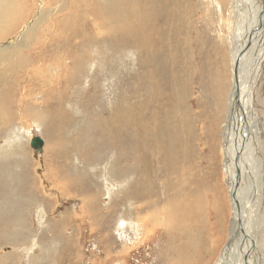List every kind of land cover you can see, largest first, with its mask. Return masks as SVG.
<instances>
[{
	"label": "rangeland",
	"instance_id": "obj_1",
	"mask_svg": "<svg viewBox=\"0 0 264 264\" xmlns=\"http://www.w3.org/2000/svg\"><path fill=\"white\" fill-rule=\"evenodd\" d=\"M229 1L161 0L150 22L145 0L0 4V48L9 54L5 59L0 50V264H164V249L174 245L162 214L173 223L170 203L186 181L198 185L182 195L188 204L217 183L220 197L213 200L231 224L223 151L234 77ZM251 79L247 94L262 119V156L264 61ZM183 113L186 128H177ZM34 135L45 140L39 158L30 145ZM259 171L264 187V167ZM260 202L253 233L263 248L264 189ZM133 222L145 224L140 234ZM219 242V252L204 251L203 262L215 264L226 244ZM185 256L181 264H196L192 250Z\"/></svg>",
	"mask_w": 264,
	"mask_h": 264
},
{
	"label": "bare ground",
	"instance_id": "obj_2",
	"mask_svg": "<svg viewBox=\"0 0 264 264\" xmlns=\"http://www.w3.org/2000/svg\"><path fill=\"white\" fill-rule=\"evenodd\" d=\"M6 1L7 0H0V4H2L3 2H6ZM135 1H138V3H140L141 0H135ZM179 1L181 2V0H179ZM155 4L161 5V0H145V5H146V9H147V12L145 15L146 22L151 21V17H152L151 10ZM229 5H230V10H229L228 19H230V22H228V27H229V39L231 40V57H232L233 76L234 77H233V81H232V84H233L232 91L230 93V97L228 100L229 107H228V112H227L226 124H225L224 130H223V151H224L225 165L227 168L226 169L227 179H228L227 184H228V189H229V198L231 200L230 204H231L232 212L231 211L230 212L233 216L232 221H231V224H229V218H228V220L226 217L223 218V215H222L223 206H222V204H217L216 201L213 200V199L218 200L220 197V192L218 190V184L217 183L213 184V186L211 187L210 190L212 193H206V194L203 193L206 196L200 195L201 201H199V203H198V198H196V196H194V201H192V203H190L191 205L188 204L186 200L182 199V195L187 196L190 193V192H188V191H190L189 189L198 191V185L194 184V186H191L190 184L186 183L187 181L185 182L186 185H185V183H182L181 184L182 185V194H180V193L177 194L178 195L176 197L177 201H175V203L171 202V201H174V199L170 196L171 197V199H170L171 200L170 201L171 202L170 203L171 204V211H170V209H168V212L170 211V213L172 214V216H171V214H170V216L172 217L173 220L170 219V221L172 220L173 223L167 221V214H162V218L165 219L164 221H166V223H167V230H170L168 232L169 240H167V239L166 240L169 242L172 241V244L175 246L174 247L172 245L173 247H168V248H170L169 252H168V250L164 249L165 252L163 254V259L166 262L164 264H181V261L183 259L187 258V256H185V255L187 253H189L190 250H192L193 258L195 257V259L197 260L196 264H198V262L200 264H207L206 262L202 261L203 258L204 259L206 258V256H203V252L205 251V253H209V255L212 252H214V254L216 252H219L217 250L218 246H216L218 241H220L219 243H222V242L224 243V241H226V244H224L225 246L223 248H221L222 249L221 254L218 257V260L215 262V264H263L264 263L263 262V257H264L263 248L264 247L262 248L255 241L256 239H254V236L256 237V235L253 233V231L256 229V226L258 225L259 221L261 220V215L263 214L259 208L260 205L262 204V202H260V193H261L262 189H264L263 185L260 184V181H259L260 180L259 168L264 167V155L260 156L261 154H259L258 148H257L258 135H259L260 140H261V138H263L262 135H260L261 133L258 134V125L260 123H262V119H260L258 117L259 114L257 115V113L254 111V107H251L250 100L252 99V96L247 94V91L250 87L249 84L252 80L251 78L253 76V72L259 71V68L264 61V0H231V1H229ZM179 7H180V5H179ZM181 9H182V7H181ZM159 17H160V15H159ZM111 21H112V19H111ZM66 36L68 37L69 34H66ZM55 39H56V37H53L52 40L54 41ZM66 41L68 42L70 40H66ZM249 41L251 42L250 46L245 50V52L242 55V59H241V62L239 65V70H238V77L236 78L235 71H234L235 60L238 56V53L245 48V45ZM2 49H4V50H2ZM204 49H205V47H204ZM0 50L7 54L6 56H4L5 59H6V57L8 58L9 54H8V51H6L7 48L5 50V47L2 46L0 48ZM35 53L37 55V58L41 57L40 53H38V52H35ZM155 60H157V59H155ZM159 61H160V57H159ZM181 74H183V73H181ZM187 76L188 75H186V77ZM255 76H254V78H255ZM183 80H184V78H183ZM178 81H180V79ZM185 86H187V85H185ZM185 86L182 88L185 89L186 88ZM235 88L239 90V96H237V94L235 93ZM178 92H180V91H178ZM180 93H178V94H180ZM179 96L181 97V94ZM53 98H55V97H53ZM178 99H179L180 103H182V104L184 103V100H182L181 98H178ZM180 106H182V105H180ZM130 114H132V113H130ZM143 114L144 113H142V115ZM184 114L185 113H183L181 115L182 119L178 120V118L176 117L177 123L175 122L174 126H177V128H179V127L182 129L186 128V126H185L186 121H185ZM230 114H231V116H230ZM146 116H148V115H146ZM133 118H130V119L133 120ZM142 118H145V116H143ZM153 118H152V120H153ZM241 118H243L242 121H240ZM138 119H139L138 122L141 126H143V129L144 130L148 129V128H146L145 121H143L141 118H138ZM181 120H182V123H181ZM128 121H130V120H128ZM135 121H136V119H135ZM130 123L131 122H129L128 124L130 125ZM134 123H135V126H137L136 125L137 123L136 122H134ZM152 124H154V123H152ZM131 126H133V125H131ZM147 126H148V123H147ZM128 128L129 127H127V130H128ZM131 128L134 131L133 127H131ZM255 128H257V130L254 133ZM143 129H142V131H143ZM182 129H177V131L181 133ZM132 130L130 132H132ZM162 130H164V129H162ZM184 131L186 132V130H184ZM134 132L138 133L139 131H134ZM158 132H159V129H158ZM165 132L164 133L167 134V131H165ZM137 138H139V137H137ZM129 139H133V138H129ZM145 139H147V138H145ZM136 141H138V139ZM143 141H144V139H143ZM152 141H153V139H152ZM152 141L150 140V143ZM131 142H133V141H131ZM137 143H139V142H137ZM147 143H149V142H147ZM134 144H136V143H134ZM184 144H185V142H184ZM136 145H135V147H137ZM145 145H147V144H145ZM156 145H158V144H156ZM130 146H131V144H130ZM130 146H129V148H130ZM150 146H151V144H150ZM148 147H149V145H148ZM166 147L169 148L168 145ZM239 147H242V151L240 152L239 156L237 157V159H238L237 166H238L239 171H240V175L237 177L236 176V164L234 162V159H235V154H236ZM134 148H133V150H134ZM145 148L146 147L144 146V148H143L144 151L147 150ZM154 148H155V146H154ZM151 149H152V147H151ZM183 151H184V147H183ZM189 151H190V149H189ZM136 152H137V150H136ZM148 152H150V149ZM140 154H141V152H140ZM142 154H143V151H142ZM148 154L146 153V155H148ZM167 154H168V152H167ZM184 154H185V152H184ZM188 155H189V153H188ZM133 159H134V156H133ZM138 160H140V159H138ZM145 161H146V159H145ZM131 164L133 165L134 162H132ZM137 164L139 165V163H137ZM144 164L148 165V163H146V162ZM165 166H166V164H165ZM140 170H142V169L140 168ZM135 172L136 171H134V174L130 175V176L128 174L129 178L132 179V182H134L133 180H135V179L138 180V178H137L138 174L136 173L137 176H134ZM185 173H187V172H185ZM185 173L183 172V177L186 176ZM124 175H123V177H124ZM140 175H142V174H140ZM143 175L145 176V174H143ZM159 178H160V176H159ZM183 180H185V179L183 178ZM149 181H150L149 179L145 178L144 182H145V185L148 187H149ZM235 184L237 185L236 190H234ZM151 185H152V181H151ZM183 185H185V186H183ZM141 186H139V187H141ZM206 187L208 188V186H206ZM147 189L148 188L146 187L145 192L149 193L148 195L152 194V190H147ZM137 190H139V188H137ZM233 191H235V193ZM133 193H137L136 190L133 191ZM250 194H253V195L250 197ZM209 195H210V200H208ZM130 196H131V194H130ZM213 196H214V198H213ZM132 197H133V194H132ZM211 197H212V199H211ZM134 199H135V197H134ZM184 199H185V197H184ZM161 201H162L161 199H158L156 201H149V202H151L152 204L157 202V204H159ZM205 201H206V203L208 201L207 206H210V207H208L210 210L209 209L207 211L204 210L203 204L205 203ZM200 203H202V211L199 210L201 207ZM228 212H229V210H228ZM133 215H136V214H133ZM137 215H139V214H137ZM168 216H169V214H168ZM188 216L190 217V219L193 220V223H191V224L189 223L191 226L190 228H188V224L185 225L186 221H188ZM184 221H185V224H184ZM155 224L156 223H154V225ZM133 225H134L135 230H137L138 234H140L139 231L142 229V227H140V226L145 225V224L133 222ZM228 225H229V232L227 230ZM19 230H20V228H19ZM145 232H144V234H145ZM227 232L229 234V237L227 236ZM17 233H18V231H17ZM9 234H10V232H9ZM15 235H17V234H15ZM189 235H190V237H189ZM134 236L133 237L136 240L139 238L137 236V233L134 234ZM213 236H215V238H213ZM226 236H227V238H226ZM12 237H13V235H12ZM260 239H261V242L264 240V233L260 234ZM20 240H22V239H20ZM214 243H215V246H214ZM169 244H171V243H169ZM174 258L175 259L177 258L178 260L175 261ZM171 259H172V262H170Z\"/></svg>",
	"mask_w": 264,
	"mask_h": 264
},
{
	"label": "water",
	"instance_id": "obj_3",
	"mask_svg": "<svg viewBox=\"0 0 264 264\" xmlns=\"http://www.w3.org/2000/svg\"><path fill=\"white\" fill-rule=\"evenodd\" d=\"M250 43H251L250 41L247 42V44L245 45V48L238 53V56L235 60L234 71H235L236 78L238 77V70H239V65H240L241 59H242V55L245 52V50L250 46ZM235 93L237 94V96H239V90L236 88H235ZM230 116H231V114H230ZM242 120H243V118L240 119V121H242ZM30 145L33 149V154H34L35 158H39L40 154L44 152V145H45L44 138H42L40 135H34V136H32V138L30 140ZM241 151H242V147H239L236 154H235V159H234V162L236 164V176L237 177L240 175V171H239V168L237 166V162H238L237 157L239 156ZM236 188H237V185L235 184L234 190H236ZM233 192L235 193V191H233Z\"/></svg>",
	"mask_w": 264,
	"mask_h": 264
}]
</instances>
